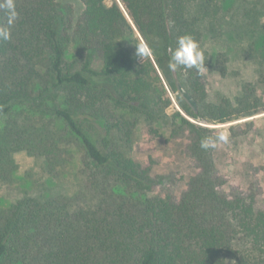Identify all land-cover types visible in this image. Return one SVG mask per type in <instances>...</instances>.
<instances>
[{
    "label": "trees",
    "instance_id": "1",
    "mask_svg": "<svg viewBox=\"0 0 264 264\" xmlns=\"http://www.w3.org/2000/svg\"><path fill=\"white\" fill-rule=\"evenodd\" d=\"M81 1L73 23L63 0H13L18 17L0 41V183L13 182L15 155L25 153L42 159L51 182L74 167L77 186L0 203V264H264L263 189L257 179L224 189L214 159L223 131L204 126L232 123L234 140L255 118L237 121L264 113V0H240L259 48L255 78L242 80L234 99L210 95L206 53L203 71L167 66L178 37L201 46L223 36L226 1ZM7 21L0 7V26ZM227 58L214 60L222 73ZM164 83L179 107L172 114ZM141 127L151 138L166 129L168 140L187 139L196 173L180 196L171 176H152L133 156Z\"/></svg>",
    "mask_w": 264,
    "mask_h": 264
},
{
    "label": "rangeland",
    "instance_id": "2",
    "mask_svg": "<svg viewBox=\"0 0 264 264\" xmlns=\"http://www.w3.org/2000/svg\"><path fill=\"white\" fill-rule=\"evenodd\" d=\"M227 25L224 34L218 40L205 39L200 46L203 54L208 56V68L204 71V83L212 97L218 95L234 99L237 95L239 84L242 80H254V56L257 53L258 41L252 43L245 27L246 20L242 16L240 0H224ZM71 5L73 10V23L80 17L84 5L81 0H63ZM235 27V28H234ZM255 40V39H254ZM257 50V51H256ZM227 55L223 62L225 72L214 61L218 54ZM91 67L99 70L102 67L100 54L92 55ZM165 97L170 98L172 105L167 110L172 114L179 111L174 95L165 85ZM264 97V95H263ZM253 128L246 131V135L238 139L228 138V125H204L218 128L223 131L224 140L214 152V159L219 172L227 179L225 190L234 186L245 190L249 183L257 179L264 192V113L254 117L244 118L236 123L253 119ZM234 124V123H233ZM168 131L161 129V136L151 138L147 130L141 127L137 132V138L133 150V156L144 165L151 167L152 176H171L175 181V195L180 196L189 178L196 173L192 161L185 153L186 138L168 140ZM18 170L14 174L13 182L6 185L0 183V203L7 207L24 194L36 195L43 193L47 187L54 192L61 190L67 195L76 189V169L70 167L65 173L60 174V182H51L43 172L42 159H36L25 153L15 155ZM33 183V185H32ZM264 208V194L261 200Z\"/></svg>",
    "mask_w": 264,
    "mask_h": 264
},
{
    "label": "clouds",
    "instance_id": "3",
    "mask_svg": "<svg viewBox=\"0 0 264 264\" xmlns=\"http://www.w3.org/2000/svg\"><path fill=\"white\" fill-rule=\"evenodd\" d=\"M8 10V21L6 26H0V41H7L11 38V27L18 17L15 11L13 0H6L5 4L0 5ZM204 54L200 49L198 42L191 35H183L177 38L176 46L173 49L168 61L170 72H176L180 69L205 70ZM223 139V137H221ZM202 147H207L204 140L201 141Z\"/></svg>",
    "mask_w": 264,
    "mask_h": 264
},
{
    "label": "water",
    "instance_id": "4",
    "mask_svg": "<svg viewBox=\"0 0 264 264\" xmlns=\"http://www.w3.org/2000/svg\"><path fill=\"white\" fill-rule=\"evenodd\" d=\"M178 93L181 95V97L189 104L190 107L196 112L197 102L195 99L191 96V94L180 84H177Z\"/></svg>",
    "mask_w": 264,
    "mask_h": 264
}]
</instances>
